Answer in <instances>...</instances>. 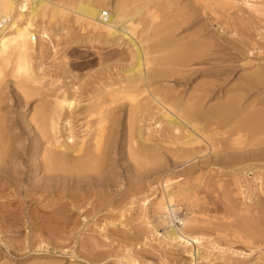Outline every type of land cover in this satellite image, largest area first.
Listing matches in <instances>:
<instances>
[{
	"label": "rangeland",
	"instance_id": "obj_1",
	"mask_svg": "<svg viewBox=\"0 0 264 264\" xmlns=\"http://www.w3.org/2000/svg\"><path fill=\"white\" fill-rule=\"evenodd\" d=\"M50 1L55 2V0ZM58 1L62 0H56V2ZM116 4L117 0H101L99 6L103 12L109 14L114 10ZM172 4L173 6L176 4L172 8H179L182 13L180 14L176 9L178 13H175L174 9H170ZM225 4L222 6L211 5L202 9V6L194 3V0H155L151 3L150 11L146 15L144 1L127 0L124 9L125 19L136 22L137 26L140 25L138 29L146 24V20H150L149 30L140 36L142 41L147 40L148 36L156 35V24L154 25V23H160L162 17L166 19L168 17V20L172 19L171 23L173 21L176 24L167 22L175 25V28L178 26L181 28V30L176 29L178 30V34L175 33L176 36L172 33L177 32L173 31L174 28H172V32L167 29L170 31L169 33H172L169 34L170 41L179 37L178 44L183 43L184 40L186 44L188 41L199 44L200 41L205 40L199 46L206 44L203 49L210 50L205 51L207 55L211 53L207 56L211 60L206 67L203 66L204 64H200L199 67L194 66V69L199 68L198 70H200L202 67V69H211L210 66H214L212 68L216 71L211 69L209 75L197 73L187 77V80L180 81V84L170 81L162 85L176 91L180 97H187L192 93L193 88L194 90L198 89L199 85L201 89L205 88V90H208L210 86V90L214 89L210 93L211 98L215 99L208 98V101L205 102L206 108L223 103L222 95L231 92L237 83L248 89L249 82L256 79L257 74L264 72V0H252L247 3L244 0H231L230 3L228 1V4ZM68 12L66 13L68 17H63L64 20L61 21L58 20L62 27L59 25L61 28L59 27L56 34L58 38L54 39L53 37L52 39L55 51L53 52L49 47L47 48V45L41 44L39 41V45L41 44L40 47L44 51L31 61L33 72L40 78L38 85L33 87L36 92L33 91L37 94L34 95L32 92L33 95L26 97L24 96L26 93L22 94L19 91L15 79L21 75L16 72L14 65L5 69L4 78L2 77L0 83V119L2 122L4 121L3 124L0 123L2 125L0 131L4 129L2 133L6 135L9 133L8 139L13 138L12 142L11 139H6V135L3 134L5 138L3 141L11 142L7 141L13 149L9 151L13 152L14 148L18 150L14 153L17 154L20 168L25 165L26 170L33 171V164L34 166L38 165L35 174L29 171L31 176L28 171L21 168L26 175L27 173L29 175V177H22L24 189L22 187L18 189L7 187L8 189L0 191V196L3 198L0 197V201L6 202L7 199L6 207L0 208V213H6L5 216L0 217V264H264V164L248 161L237 167H230L219 162L222 157L215 158L210 153L205 154L201 157L202 159L197 158L190 161L180 159L176 161V159L175 162L173 160L175 158L168 155L167 151H163L171 146L161 145V147L155 143L156 140L162 138V134L160 136L159 133H163L164 136V134L167 135V131L169 132V127L158 125L159 123L154 124L158 117L157 112L156 119L153 116L152 120L139 121L140 124L137 123V125L133 123V118L132 120L129 117L133 122L129 121L136 125L135 128L141 127L143 135L145 137L148 135L147 138L149 137L151 146L153 143L158 145L156 147L161 155L160 159L159 157L157 159L160 162H156V158V160L153 159L156 164L159 163L158 166L143 163L146 167H141L142 163L138 165L135 164L136 161L133 165L134 154L131 155L133 148L132 152L129 150L135 144L133 145L130 139L132 134L129 140L127 139L129 134L125 135V133L130 128L129 126H131L130 129H133L134 125L132 126L128 122L129 126H126L128 125L126 116L128 115V103L122 102L124 106L122 103H118L119 105H115L117 111L113 112L114 109L111 114L112 117H115L113 116L115 113L116 118L118 117L113 121L115 123L111 122L116 124L114 127L117 130L112 129L114 132L111 130L112 136H110V131H104L109 134L107 138L110 136L109 143L106 142L109 145H104L105 148L108 146V149L104 148L106 153L103 155V160H105L103 165L106 167L107 159L106 165L107 168L109 167L107 172L104 171L103 174L100 169L98 172L102 177L96 171L97 174L91 172L84 177L82 174V177H77L78 180L74 176H72L73 178L67 177L66 174L67 178H64V175L60 178L52 177L50 180L46 178V170L44 172L41 164V151L43 150L42 147H39L40 143L36 139L38 131H35L36 126H31L34 123H30L29 120L33 121L36 117L41 116L40 112L43 111L44 106H47V102L53 103L54 98L56 99L58 96L60 99L59 95L66 93L64 96L68 95L69 99L73 98L79 103L72 112L74 115L71 114L72 119H69L72 122L70 125L73 127L70 128L76 136H79V133L83 132L82 129L84 130L81 127L83 123L78 114L79 109L98 89L100 92V89L102 91L112 82L122 79L127 69L132 65L128 46L121 44L120 47H116L107 44L103 40V35L91 32L90 28L83 29V24L75 23V15L71 11ZM152 14L153 17L157 15L155 19L158 16L161 18L158 17L159 20L157 18V21L155 19L154 21ZM176 14H180L178 17L185 18L184 21L183 18L180 21ZM186 21L191 22L185 23ZM167 22H165L166 24L162 22V24L167 25ZM179 22L182 24L184 22L187 25L181 24V26ZM161 25L159 24V26ZM142 28L137 29L139 34L142 32ZM161 28L163 29V27ZM187 36H192V39L190 37L188 39ZM160 38L158 37L156 40L158 41ZM193 38L200 41L197 42ZM181 39L183 40L181 41ZM156 40L153 39V42ZM172 42L169 44L171 45ZM148 44V41H145L143 46ZM219 44L222 46H218ZM222 47L223 50H220ZM201 48L200 51L203 50ZM217 56H220L219 61ZM225 60L226 62H224ZM220 66L223 67L220 68ZM220 79L224 81L219 82ZM216 84L221 87H216ZM28 93L27 95H29ZM231 93H229L230 96L236 95V92ZM245 93L240 94L243 97L240 109L242 105L244 107L249 105L246 109L249 108L250 111L255 112L256 109L262 111L264 90L257 91L255 89L249 94ZM244 99H246L245 102ZM39 108L42 110L37 112L40 110ZM47 108L45 107L44 111ZM35 109L40 115L30 119L33 117L31 115ZM110 119L114 120V118ZM148 127L149 129H147ZM86 131L88 129H85V133ZM178 134L176 132L173 136H178ZM128 140L132 146L127 144ZM162 140L158 142H162ZM136 145L139 149V144ZM174 149L175 147L169 148L170 151ZM164 153H166L165 156ZM128 155H131V158ZM161 156H164L163 160ZM131 159L133 160L131 161ZM135 160H139V158ZM245 165H249L250 169H247L249 167H245ZM138 166L142 169H139ZM96 177H99L100 180ZM166 177L172 178V182L178 183L177 188L187 191L182 196V201L179 202L180 209L176 216L183 218L187 215L193 220L194 224L188 226L186 231L202 237L199 247L201 259L195 258L193 248L192 255H190L188 248L180 244H168L164 239L163 234L166 227L159 225L161 217L156 212L154 204L160 199L163 191L162 183ZM29 178L33 179L29 180ZM68 178L72 180L69 181ZM77 182H79V187H76L78 186ZM96 183L98 184L96 185ZM26 184L31 187L26 189ZM49 185L53 186V189L47 192L41 190ZM76 191L77 193H75ZM68 192L73 195L72 198ZM4 198L5 201H3ZM243 221L247 226L249 224L247 229L239 228ZM178 226L181 227L179 223Z\"/></svg>",
	"mask_w": 264,
	"mask_h": 264
},
{
	"label": "bare ground",
	"instance_id": "obj_2",
	"mask_svg": "<svg viewBox=\"0 0 264 264\" xmlns=\"http://www.w3.org/2000/svg\"><path fill=\"white\" fill-rule=\"evenodd\" d=\"M64 1L65 3H63ZM131 1L133 2L135 0H131ZM140 1L145 2L144 8L146 9L145 14L147 15L148 12L150 11L151 3L155 0H140ZM228 1L230 3L231 0H194V3L201 5L202 9L203 8L206 9L211 5L222 6V4H225L226 2L228 4ZM244 1L247 3L252 0H244ZM100 2L101 0H62L58 2H56V0L55 2L50 0H0V83L4 78L3 75L5 69L10 67L11 65H14L16 68V72L20 73L21 75L19 78L15 79V84L18 87L19 91L22 92V94L26 93V95H24L26 97L27 96L30 97V95H33L31 94L32 92L35 91L33 87L36 84L38 85V83L40 82V78L37 75H35V73L33 72L31 61L32 59H35L38 56H40L42 51H44V49L40 47L42 43H44V45H47V48L49 47L53 52L55 51V46L53 44L52 39L53 37L54 39L58 38V36H56L57 31L62 27L61 24H59L60 22L58 20L59 19L60 21L62 19L64 20V18H66L65 16L68 17V15H66L68 11H71L72 14L75 15L74 17L75 19L74 21H76L75 23L80 22L83 24V26L81 24V26L84 27L83 29L90 28L91 32L94 31L97 32V34L99 35H103L104 36L103 40L107 44H111L116 47H120L121 44H125L126 46H128V48H130L129 55L132 65L130 66V68L127 69L125 76L117 82H112L106 88L102 89V91L100 89V92L98 91L99 90L98 89L97 92H95V94L97 93V95L93 93L92 94L93 96H89L88 97L89 99L86 100L85 105H83L79 109L80 112L78 114L80 118H82L81 121L84 124V125L82 124L81 126L82 128H84V130L82 129L83 132L79 133V136H76V134H74V131H72L71 128L73 127L72 125H70L72 122L71 120H69L72 119L71 114H73L72 112H74L75 106L78 105L79 103H77L73 98L69 99L70 97L68 98V95L64 96L66 94L65 92H63L65 94H62L63 97L61 94L59 95L60 99H58V96L56 97V99L54 98V100L52 101L53 103L50 102L51 105H49L50 104L49 102H47V104L45 103L47 106H44V109L45 107L48 108L46 109V111H44L43 109L44 113H41L43 112L41 111L42 108H39L40 110H38L37 112L41 111L40 112L41 116H39L40 114L38 115V113L36 112L37 109L34 110L35 114L37 113L36 115L34 114L33 111V115H31L33 117L30 119H34V117H36L37 115L41 117V118L36 117L35 118L36 121L35 119L33 120L35 122L29 119L28 120L29 122L31 121L30 123H34L31 126L35 125L36 128L34 129L35 131L36 130L38 131V134H36L38 135V138H36L37 136L35 138L38 140V143H40L39 147H42L43 150L41 151L42 152L41 164L44 166V168L42 166L44 172L46 170L45 172V176H47L46 178H49L50 180V178L52 177L60 178L62 175H64L63 177L65 178L66 177L65 174H66L67 177L74 176V178L78 180V178L82 174L83 177L85 175H88V173L91 174V172L97 174L98 170L100 169H101V173L103 174L104 171L107 172V169L109 167L107 168L106 165L107 159L105 163L106 167H104L103 162H105V160H103V155L104 153H106L105 149L106 148L108 149V146L106 148L105 146L109 145L106 142H108L109 140L108 138L112 136L111 133L114 132L112 129L117 130L114 127L116 126V124H113L115 123L113 121H115V119L118 118V117L116 118L115 113L113 114V116L115 117H112L111 114L112 111L115 109V105H119L122 102L123 103L126 102L125 104L128 103L127 105L129 106V110L127 106L128 115H126L128 117L127 123L129 122L132 126L134 125L132 124L133 121H134L133 123L137 125V123L140 124L139 121L146 122L147 120H152L153 116L154 118L157 117L156 116V112H157L158 117L156 121L154 120L155 121L154 124L159 123L158 125H164L169 127V132L167 131V135L164 134V136L163 133H159L160 136L162 134V138L159 139L158 141H161L162 139L163 140L162 142H158L156 140L157 142L155 141V143H157L159 146L167 145V147L171 146L169 148L175 147L173 151H170L169 148L166 149L162 148L163 151L165 150L168 152V155L170 154L172 158H175L173 159L174 161L176 159H177L176 161H179L178 159L184 161L187 160L190 161L197 158L200 159L201 157L205 156V154L207 155V153H210L215 158L222 157V160H220L219 162L230 167H237L238 165L245 164L248 161L261 162L264 164V108L262 109V111L256 109V111L254 112L252 110L250 111L249 108L246 109L249 105H246L247 107H244V105H242L243 109L242 108L240 109L241 101H243L242 100L243 97L240 94H244L245 92H246L245 94L247 93L249 94L251 93V91L253 92V90L255 89L257 91H259L260 89L264 90L263 71H262L263 74L259 71L260 73L257 74V78L249 82L250 85H247L248 89H245L243 86L237 83V86H235L233 90L230 89L231 92H236V95L234 94L230 96L229 93L230 94L232 93L230 91L228 93L226 92V94L222 95L223 96L222 99H224L223 103L217 104L216 106L210 108L209 107L206 108L205 106L206 100L208 98L212 99L210 93L214 89L210 90L211 89L210 86L208 90H205V88L201 89V86L199 85L198 89L194 90L193 88L192 93L190 92L192 95L187 94L188 95L187 97H180V95L179 96L177 95L178 93L176 91L174 92L172 89L162 84L164 83L167 84L170 81L180 84V81L185 80L187 77L193 76L197 73H201V74L204 73L209 75L211 69L212 71L214 70L212 68L214 66H210L211 69L210 68L202 69L203 68L202 67L200 70H198L200 64L202 65L204 64L203 66L206 67L209 64L208 62L211 60L207 58V56H209L211 53L208 55L206 53V51L209 49L207 50L205 49L206 51L203 49V47H206L205 46L206 44H204V46L202 45L201 46L202 48L199 46L205 40H203L202 42L200 40L197 41V39H195L198 37L197 36L193 39H195V41L197 42L200 41L199 44H197L196 42H195L196 44L194 42L189 43L188 39L189 37L191 38L192 36H187L188 38L187 44L185 43V40L183 41V43L181 42L180 44H178L180 42L179 41L180 39L178 40L179 37L176 38L177 41H175L176 39L174 40L172 39L174 42L173 43L172 40L170 41L169 34L172 33H174V35L175 33L178 34V30H181V28H179V26L175 28L176 27L175 25H174L175 27L171 25L173 21L171 23L172 19L168 20L169 18L167 16H166L167 19L158 16L162 19V20L160 19L161 22L154 23V21L158 17L155 19L157 15L153 17L152 14L153 17L152 20L155 19L153 23L154 25L156 24V31H157L156 35L153 37L148 36L147 40L142 41L141 40L142 38L140 36L141 34L144 33L146 34V31L149 30V25L151 23L150 20L149 21L146 20V24L140 27V29L142 27L143 28H142V32L139 34L137 32V29L139 28L140 25L137 26L136 22L125 19L124 9L127 0H117V4L115 5L114 10L111 11V13L109 14L101 10L99 6ZM175 5L176 4H174V6ZM174 6L172 4L170 9H174L172 8ZM175 9L179 10L178 12L180 14L182 13L181 9L176 7ZM175 9L173 11L175 13H178L176 12ZM180 14H176L177 17L180 16ZM178 18H180L179 20L181 21L182 20L181 18L183 17H178ZM184 19L185 18H183V21ZM164 21L165 22L169 21L171 24L167 22L168 27H166L167 25L162 24V22L166 24ZM188 22L190 23L191 21H186L185 23ZM159 24L160 25L162 24L163 26L162 25L159 26ZM181 24L182 22L179 25ZM186 25L184 24V26ZM161 27H163V29ZM172 28H174L173 31H175L178 28L179 29L176 30L177 32H172L171 31ZM161 29L164 31H162ZM167 29H170L172 33H169L170 31ZM160 36L161 38L162 37L163 38L161 39ZM194 36L195 34L193 35V37ZM158 37L160 38L158 40L159 43L161 42V44L158 43L159 45L157 44L158 41L156 40V38ZM153 39L156 41L153 42ZM182 40L183 39H181V41ZM39 41L41 43L40 45H39ZM145 41L146 42L148 41L149 43L148 44L149 46L147 45L148 47L143 46V43ZM171 42L172 44L170 45L169 43ZM159 46H161L162 48ZM218 46H220V44ZM200 48L203 50L200 51ZM220 50H223V47ZM203 51H205L206 54L203 53ZM220 56H217L218 61L220 60L219 59ZM222 57L224 56L222 55ZM224 62H226V60ZM212 63L214 62L212 61ZM194 66H198L197 67L198 69L195 70ZM192 67L194 70L192 69ZM221 67L223 66H220V68ZM225 67L226 65L224 66V68ZM217 68L219 69L218 66ZM219 72L216 73L218 74ZM220 80L219 82L224 81L222 79ZM204 86L206 87L207 84ZM217 86L218 85L216 84V87ZM212 88L214 87L212 86ZM225 90L227 91V89H224V91ZM35 92L34 95L37 94ZM27 93L29 95H27ZM245 100L246 99H244V102ZM123 103L122 105L124 106ZM121 108H118V110ZM116 111L117 110L115 109V111L113 112ZM124 112L126 113L125 110ZM129 117L131 119L133 118L134 120L133 119H132L133 121L130 120ZM109 118L112 119L114 118V120L111 119L109 120ZM129 120L132 122H130ZM1 122L2 121L0 119V123ZM3 123L4 121L2 122V124ZM129 123L126 126H129ZM136 125H134L133 129H130L131 126H129L130 128L128 127L129 128L128 130L131 131L127 130L128 132L126 131L125 133V135L127 133L129 134L128 138L126 137L127 139H129V137L132 136L130 138L131 142L133 145L135 144L134 147H131L132 146L131 142L128 143L130 139L127 141V144L131 145L130 146L131 148L127 147L130 148V150L129 149L127 150H129L130 152L133 151L131 155L134 154V160L131 159V161L133 160V165L135 164L140 165L142 163L141 164L142 167L145 165L143 163H146V165L159 164V163L156 164V162L158 161L157 157L161 155L160 151L157 150L156 147L158 145L153 143L155 147L153 145L151 146L152 143H150L149 137L147 138L148 135L145 137V135H143V133L141 132L142 131L141 127L135 128ZM0 126L2 125L0 124ZM3 128H5L4 125ZM85 129H88L86 133H85ZM147 129H149V127ZM2 131H0V191L2 190L4 191V189H6L7 187L13 189H18L21 187L23 188L22 177L23 176L29 177L30 172L35 174L34 172L38 170L37 169L38 165L34 166L33 164V168H32L33 171H30L31 169H29L30 172L26 170L25 168L27 167L23 165V167L21 168H24L26 172L27 171L29 172V175L28 173L26 175L25 171L21 169L20 166L18 165V157L17 154L14 153L15 151L18 150H15L14 148L13 152L9 151V150H13L11 149L12 145L8 144L9 142L8 140L11 139V138L8 139L7 135H9V133H7L6 135L2 133ZM104 131H108V132L110 131V136L108 138L107 136L109 134ZM176 132L179 133L178 136H173V134ZM3 134L7 136V137L5 136V138L8 139L6 140V142L8 141L7 143L3 141L5 139ZM12 139L11 141L13 142ZM136 144H139V149ZM165 154L166 153H164V156ZM131 155L128 156H130L131 158ZM22 157L23 155L21 156V158ZM136 158H139V160H135ZM149 159H150L149 162L150 164L148 163ZM153 159H155L156 162L153 161ZM158 162H160V160ZM141 167L138 166L139 169H142ZM245 167H249L247 169H250L249 165H245ZM102 169H104L103 172ZM99 173L100 172H98V174ZM88 177L90 178V175ZM31 179L29 178V180ZM49 180L47 179L48 182ZM47 181L45 182L47 183ZM172 181H173L172 178L166 177V179L162 183L163 191L161 193L160 199L157 200L155 204L153 203L156 212L160 214L161 217V222L159 225H164L166 227V231L163 234L164 239L168 242V244H172V243L180 244L181 246L188 248L190 255H192V248H193V252H195V258L201 259V256L199 254V247L202 241V237L198 236L197 234L194 235L193 232L189 233L188 231H186V228L188 226H192L194 224L193 220H191L187 215H185V217L183 218L181 217L179 218L178 216H176L177 212L180 209L179 202L182 201V196L187 191L185 189L177 188L178 183H174ZM78 183L79 182H77V185ZM27 184L25 186L26 189L27 187H29V185ZM97 184L98 183H96V185ZM51 185L45 186L41 188V190L47 192L48 190L53 189V186ZM67 185H69L68 182ZM76 187H79V185ZM75 193H77V191ZM69 195H71V193H69ZM72 196L73 195H71V198ZM3 201H5V198ZM6 204H7V199L6 202L0 201V208L2 209V207H6ZM3 215L5 216L6 213L5 214L0 213V217H3ZM178 223L181 227L178 226ZM241 223L242 226L240 224L239 228L242 227H244L243 229L248 228L249 224L247 226L244 221ZM243 224L246 226V228Z\"/></svg>",
	"mask_w": 264,
	"mask_h": 264
}]
</instances>
